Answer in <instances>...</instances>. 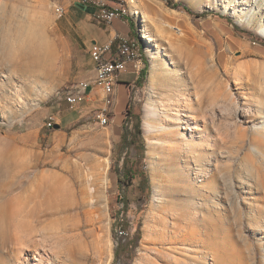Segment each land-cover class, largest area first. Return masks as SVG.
<instances>
[{
  "label": "rangeland",
  "instance_id": "obj_1",
  "mask_svg": "<svg viewBox=\"0 0 264 264\" xmlns=\"http://www.w3.org/2000/svg\"><path fill=\"white\" fill-rule=\"evenodd\" d=\"M95 2L85 5L84 17L73 10L83 5L79 0H0V215L10 218L9 227L0 226V264H30L34 245L46 257L52 242L42 243L37 229L76 236L82 264H264V0H173L191 14L165 0L114 1L125 9L118 19L134 29L125 38L139 41L142 60L137 73L129 66L120 75L126 82L118 95L114 88L104 126L97 117L101 90L77 108L65 101L94 79L88 40L109 24L91 10L103 7ZM40 20L48 23L45 38L56 48L57 67L28 75L20 65L23 47L38 38ZM179 97L191 99L177 124L183 138L168 135L163 145L159 119L157 136L145 134L144 104L150 99L176 118ZM137 129L149 190L133 196L121 183L123 159L141 154L135 145L123 151L120 140ZM85 159L103 164L101 176L91 174ZM48 194L70 203L73 217L59 227L55 215L38 223L22 211L31 210L28 200L42 203ZM84 194L99 196L100 205H83ZM20 224L34 232L17 244Z\"/></svg>",
  "mask_w": 264,
  "mask_h": 264
},
{
  "label": "bare ground",
  "instance_id": "obj_2",
  "mask_svg": "<svg viewBox=\"0 0 264 264\" xmlns=\"http://www.w3.org/2000/svg\"><path fill=\"white\" fill-rule=\"evenodd\" d=\"M39 27L42 29H39L40 34L38 35V38L36 40L31 39L30 43H28V45H25L23 47L24 49L23 55L26 57L23 61L21 60L22 62H20V65L22 68L25 69V71L30 72V74L28 75L37 74V75L44 76V72L46 71V69L48 68L54 69V67H57L56 66L57 57H55L56 48L50 43V41L47 38H45L44 31L47 29L48 23L45 22V20H40ZM141 31H142V37L145 40L152 41V39L146 35L144 29L141 28ZM262 34H264V31L262 32ZM136 42L138 44V48H140L139 47L140 43L137 40ZM150 67L151 68L148 72V77H149L148 81L152 86V85H155L157 81V75L154 71L155 63H151ZM52 70L50 69V71ZM22 78L24 79V76ZM9 83L12 85V80ZM14 86H17V85H14ZM14 88H15L13 89L15 90L14 92L17 93L19 88L18 87H14ZM114 88H113V91H114ZM32 89L34 90L33 87ZM28 90L30 91V89ZM113 91H106L104 93L105 97L103 100V108L100 111L101 115H106L104 114V112L106 111V108L114 105L115 102L113 99ZM72 93L73 92H69L67 96ZM175 104H176L175 105L176 106V111H175L176 118H169V116L165 115V113H163L161 110L154 108L152 106L150 99H147V101L144 104L145 134L150 135V136H157V134H154L157 132V129L154 126L153 120L159 119V122L161 125L158 127V130L161 134L160 136L162 138L163 145H165L168 135L176 133L180 135L181 139L183 138L182 135L180 134V131H178L179 128L177 124L183 125L184 117H185L184 111H185V108H188L191 105V99L179 97L176 100ZM200 106L201 105L199 104V108ZM97 117L99 120V115ZM201 118H203V114H201ZM189 119L192 120L191 122L194 125V130H199L197 123L194 124V121L196 118L189 117ZM99 122L101 124V120H99ZM85 161L88 165V168L92 170L91 174L101 176V173H102L101 168L103 167V164L101 162L95 165L94 162H91V160L89 159H85ZM37 197H38V194L32 195V199H35ZM87 200L92 201L94 205L96 206H99L101 203L100 197L97 196L96 194H84L83 205H86ZM28 201L33 202V206L31 210H29V208L26 209L25 207L23 208L22 211L23 213H25L27 217L29 218L31 217L34 222L40 223L43 221L42 220L43 218L47 216L55 215L57 216L59 220L55 224H53V226L59 227L61 221H65V220L68 221L70 218L73 217V214L68 212L69 211L68 206L70 205V203L67 201L66 196H64L63 194H48L42 203H37V201H31V200H28ZM8 219L10 220V218H6L5 216L0 215V226H2L3 228L9 227L10 224L8 223ZM75 230H76V227H73L72 231H75ZM20 231L22 235H14V239L16 240L15 242L17 244H21V241L23 240V238L29 237L34 232L29 225H25V224H20ZM36 232L37 233H33V234H38L39 240L40 238H42V240H40L42 243L46 242V239L51 240L52 244L48 246L50 248V252L48 251L47 256L44 257L43 254L39 252V249L37 248L38 246L34 245L32 246V249H31L33 252V256L32 258H27V262H31L30 264H82V259L80 263H78V259H80L81 256L83 255L82 254L83 253V243L81 241H78L76 236L74 237V239H72V237L66 238L64 236H60L58 231H53V232L52 231L50 232L42 231L41 232L39 229H37ZM23 251H24L23 247L18 248V254Z\"/></svg>",
  "mask_w": 264,
  "mask_h": 264
},
{
  "label": "built area",
  "instance_id": "obj_3",
  "mask_svg": "<svg viewBox=\"0 0 264 264\" xmlns=\"http://www.w3.org/2000/svg\"><path fill=\"white\" fill-rule=\"evenodd\" d=\"M83 5H91V0H79ZM100 15L105 21L111 24L115 19L125 16L123 7L114 8L111 10L102 9ZM87 54L93 63L94 79L93 83L104 94L106 91H113V88L119 84V77L123 73L128 72V67L132 66V73H137L140 70L141 54L139 53L138 44L135 38H125L115 36L108 42L99 43L93 42L87 49ZM90 83L78 84L76 90L65 97V101L69 108H77L83 104L87 97L90 96ZM104 97L102 98V102ZM116 101V99H115ZM99 120L101 125L107 123L108 117L101 115L99 108ZM54 118H49L47 127H52Z\"/></svg>",
  "mask_w": 264,
  "mask_h": 264
},
{
  "label": "trees",
  "instance_id": "obj_4",
  "mask_svg": "<svg viewBox=\"0 0 264 264\" xmlns=\"http://www.w3.org/2000/svg\"><path fill=\"white\" fill-rule=\"evenodd\" d=\"M168 7L173 9H182L186 13L191 14V11L181 2L174 3L173 0H165ZM88 7H91L88 5ZM132 22V20H131ZM133 26V22L131 24ZM132 32H134V29H131ZM138 41V40H137ZM139 42V41H138ZM146 61H145V67L141 71L139 77L135 80V84L137 86H140L143 82V79L146 77L147 68H146ZM140 131L137 129V133L129 134L128 131L123 132L121 135L120 140V148L124 151V149H130L132 145H135V149L139 151V154H141V157L137 158H128L125 157L123 159V165H122V171H121V183L123 186H125L127 189L131 190V195H137V193H140L141 191H146L148 195V178L146 174L140 170V162L142 159V155L144 153V148L142 144L140 143ZM120 159V157H119ZM129 202L124 205V207H127ZM123 228H126L125 226H121ZM140 240V234L138 237L133 238V247H137V243Z\"/></svg>",
  "mask_w": 264,
  "mask_h": 264
},
{
  "label": "crops",
  "instance_id": "obj_5",
  "mask_svg": "<svg viewBox=\"0 0 264 264\" xmlns=\"http://www.w3.org/2000/svg\"><path fill=\"white\" fill-rule=\"evenodd\" d=\"M114 1H117V0H114ZM114 1H110V0H96L95 4L96 6L99 5V3H101V6H103L102 8H99V7H95L94 9H91L94 13H96L97 11L98 12H101L102 9H106V10H111V9H114L115 6H114ZM120 1H124V0H120ZM125 1H128V0H125ZM88 7V6H87ZM85 5H81V4H74V8L73 10L79 15V16H84L86 17L87 16V12L88 10L86 9L87 8ZM91 12V11H90ZM89 15H92L91 13H89ZM94 15V14H93ZM98 16V15H97ZM122 25H126V22L123 21L122 19H117V20H114L111 24H106L105 23V29H103L99 36H98V39L96 38H91L89 41V46L95 41V42H99V43H104V42H108L110 41L111 39H113L115 36H118V37H128L129 34H132V31L129 30V28L127 27V30H122ZM122 81V82H120ZM119 81V84H117L116 88H115V93H120L121 92V89L119 87L120 84L126 82L124 80H120ZM89 89H91L90 91V96L93 95V96H100V93H99V88L94 85L93 81L90 82V85H89Z\"/></svg>",
  "mask_w": 264,
  "mask_h": 264
},
{
  "label": "water",
  "instance_id": "obj_6",
  "mask_svg": "<svg viewBox=\"0 0 264 264\" xmlns=\"http://www.w3.org/2000/svg\"><path fill=\"white\" fill-rule=\"evenodd\" d=\"M58 128H59V126H58V125H55V126H54V129H58Z\"/></svg>",
  "mask_w": 264,
  "mask_h": 264
}]
</instances>
